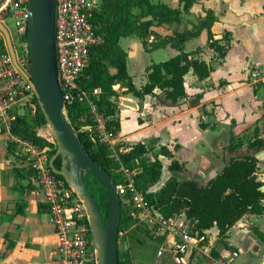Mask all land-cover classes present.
Masks as SVG:
<instances>
[{
  "label": "trees",
  "instance_id": "16d2710c",
  "mask_svg": "<svg viewBox=\"0 0 264 264\" xmlns=\"http://www.w3.org/2000/svg\"><path fill=\"white\" fill-rule=\"evenodd\" d=\"M181 1L184 3L183 10L165 4H155L151 0H98L99 8L92 12L90 22L96 27L101 41L90 47V63L77 81L76 94L83 91L88 93L90 100L106 118V128L115 136L120 129L115 101L118 92L114 89L117 83L127 89L126 93L138 98L153 95L156 89H160L163 93L160 103L174 105L187 96L185 77L190 72L199 81L207 80L214 71L215 64L222 65L231 49L232 40L229 32L221 39L216 38L212 32L213 25L219 21L212 10H208L206 17L193 25L192 29L175 31L174 34L165 37L155 34L153 27L180 22L182 14L188 12L198 0ZM205 29L208 30L207 49L212 51L209 61L196 57L203 52L201 48L191 53L185 51L187 42L200 36ZM152 35H156L158 41L153 44L154 48L170 45L179 51V54L148 68L147 83L138 89L128 73L127 53L122 49L120 41L124 37L137 36L142 40L144 47H147L150 44L148 39ZM95 90H99V93L95 94ZM34 102L31 116L25 114L19 116L13 123L11 133L14 137L27 140L33 145L48 147L51 160L57 152V147L39 136L40 131H48L49 128L36 97ZM68 116L87 153L112 176L115 183L122 179L120 174H116V170L124 168L134 171L141 167V172L135 176L138 189L145 195L149 207L160 220L168 221L185 214L194 227L193 233L202 234L217 226L220 236L224 237L228 230L246 215H264V181L258 178L260 164L258 154L264 152V136L258 129L249 141L243 139L244 136L231 137L228 146L230 153L235 154L245 146L249 153L241 156L232 155L223 170L207 183L199 177L183 180L171 177L158 192H151L150 188L155 186L162 176L163 162L159 155L171 159L169 166L171 171L185 170V165L167 147H161L152 164L145 160L148 148L143 142L133 145L126 151L118 148V155L114 157L109 144L95 142L88 131L81 130L82 126L92 123L87 101H76L68 105ZM9 146L12 151H16L18 157L23 159L28 157L18 149L16 142H11ZM55 167L62 168L61 158L55 161ZM54 174L65 181L63 176ZM96 200L107 222L110 212L107 191L101 193ZM42 206L50 213L49 204ZM133 212L132 208L126 209L122 202L119 235L125 228H132L139 220L133 216ZM145 224L143 225L146 228L145 238L154 236L160 242H164L165 236L155 235V228H159L160 225ZM138 240L144 241V238ZM119 264H131L129 253L122 257L119 251Z\"/></svg>",
  "mask_w": 264,
  "mask_h": 264
},
{
  "label": "crops",
  "instance_id": "0c3cea01",
  "mask_svg": "<svg viewBox=\"0 0 264 264\" xmlns=\"http://www.w3.org/2000/svg\"><path fill=\"white\" fill-rule=\"evenodd\" d=\"M151 1L181 10L184 7L181 0H174V3H166L164 0ZM254 1L217 0V3L213 4L212 0H198L188 12L182 14L180 22H171L152 28L154 33L161 37L172 35L175 31L192 29L193 25L206 17L208 10H212L219 20L213 25L212 32L218 39L223 38L226 32H230L231 49L222 65L215 64L214 71L207 80L199 81L190 72L185 77L187 96L174 105L160 103L163 97L160 89H156L153 95L138 98L126 93L127 89L117 83L114 86L118 92L115 101L117 117L120 120L117 139L124 143V146L130 149L139 142L147 146L154 138V143L167 147L188 171H193L192 178L199 177L204 181L205 175L202 171H196L187 166L189 163L182 156L183 144L177 127L182 124L191 127L192 122L196 133H199L197 127L205 131L210 127L216 128L219 123L212 121L211 118L218 116L221 112L224 94L240 90L246 81L248 84L264 85V73L256 63L249 62L242 67L247 77L240 79L237 84L223 75L224 69L231 62V57L240 48L236 29L228 23L227 12H232L235 8L238 15L246 13L252 8ZM256 16L261 23L264 22V2L263 5L258 4L257 12L253 13V17ZM148 41L150 44L147 47H144L142 40L137 36L124 37L120 41L122 49L127 53L128 73L138 89L147 83L148 68L179 54V51L170 45L154 48L153 44L158 43L156 35L150 36ZM207 42L208 30L205 29L200 36L187 42L185 51L191 53L201 48L203 52L198 55H204ZM198 55H196L197 58ZM200 59L209 61L206 57ZM254 72L261 74L260 79L253 76ZM247 109L243 121L233 118L230 114L225 118L226 122H234L238 133L243 130H240L243 124H246L244 129L264 124V99L256 95L253 104H250ZM24 114L31 116L28 109H24ZM167 125L172 133L165 135L161 127ZM147 130L151 131V135L144 137L143 133ZM47 134V130H42L39 136L47 139ZM132 139L134 140L131 141ZM11 142L17 143L12 133L0 126V264H59L56 257L59 239L55 227L50 222V213L45 206H42L47 204L46 196L35 183L33 171L30 170L29 165L32 162L30 160L33 159H30L31 156L24 159L18 157L16 151L10 149ZM218 173L213 174L211 178ZM167 179L159 183V189L165 186ZM177 219L189 221L185 214L179 215ZM204 233L205 241L189 255L190 264H206L210 258L223 256L231 259L232 264H264V215H246L231 227L224 237L220 236L217 226ZM172 239L171 235L165 238L164 242L157 239L154 246L146 240L133 243L129 253L131 264H175L170 249ZM165 244L168 245L165 246L167 251L159 256V251Z\"/></svg>",
  "mask_w": 264,
  "mask_h": 264
},
{
  "label": "built area",
  "instance_id": "2783aa9c",
  "mask_svg": "<svg viewBox=\"0 0 264 264\" xmlns=\"http://www.w3.org/2000/svg\"><path fill=\"white\" fill-rule=\"evenodd\" d=\"M30 0H0V23L10 34L15 53V61L9 50L4 33L0 30V126L11 132L13 123L24 115V109L30 112L35 106V93L30 82L31 61L29 28L32 13ZM56 43L59 77L68 105L76 101H87L90 107L92 123L81 127L88 131L95 142L107 143L114 151L117 139L106 128V118L99 112L97 105L90 100L86 91H78V79L90 63V47L101 41L96 27L90 22L92 12L99 8L97 0H56ZM12 17L15 21L17 44L14 42L5 20ZM253 76L260 79L261 74ZM95 94L99 90L94 91ZM50 130L47 140L56 146ZM23 154L33 159L30 170L33 178L46 196L50 205V222L55 227L59 239L56 257L59 264H97L93 245V235L85 205L67 183L56 177L50 167V149L33 145L27 140L14 137ZM57 147V146H56ZM114 157H117L113 153ZM122 179L116 183L122 202L133 209V216L140 221H150L156 236H173L170 249L175 264H190V253L198 249L205 241V233L192 232L190 221H180L178 216L162 221L149 207L145 195L138 189L135 171L123 169ZM149 222V223H150ZM165 244L159 251L164 255ZM206 264H232L227 256L210 258Z\"/></svg>",
  "mask_w": 264,
  "mask_h": 264
},
{
  "label": "rangeland",
  "instance_id": "374dc122",
  "mask_svg": "<svg viewBox=\"0 0 264 264\" xmlns=\"http://www.w3.org/2000/svg\"><path fill=\"white\" fill-rule=\"evenodd\" d=\"M165 1L166 3H174V0H164V2ZM263 2L264 0H255L252 8L248 9V12L240 15L236 14L235 8L232 10V12H227L229 19L228 23H230L231 26L235 27L236 29V37L239 39L240 48L231 57V62L224 69L223 75L228 76V78H230L234 82V84H237L240 79H246L247 75L243 73L242 67L249 64V62L256 63L259 67H261L264 73V22L261 23V21L257 19V16L253 17V13L257 12L258 4L263 5ZM212 3H217V0H212ZM213 6L216 7L215 5ZM251 12L252 15H250ZM222 13L225 12L222 11ZM5 23L7 25V28L11 32L14 42L17 44L18 36L16 33L14 19L12 17H9L5 20ZM204 51V55H198V58L206 57L209 60L212 51L207 49ZM256 95L257 97L264 99V85L248 84V81H246L244 83V86L240 90L224 94V100L222 102L223 107L221 112H219L218 116H214L211 118L212 121H217L219 123V126H217L216 128L210 127L207 131L202 130L200 127H197L199 133H196V128H194V124L192 122L191 127H187L185 124H182L183 126L181 125L177 127L180 141L183 144L182 156L184 157V159L188 160L189 164L187 166L190 169L202 171L204 173V183H207L211 179L213 174L222 171L232 155L241 156L249 153V150L246 146L239 149L235 154L229 152L228 146L231 143V137L233 135H237L240 137L244 136L243 139L249 141L254 137V132L256 131V129H258L259 133L264 136V124L258 125L257 127L251 126L245 129L244 127H246V124H243L240 128V130H243L239 131L238 133L235 130L236 126L234 122H226L225 119L226 116L230 114L233 116V118L235 117L243 121L244 115L247 114L246 110H248L247 108L250 104H253V100ZM161 128L160 129L165 135L172 133L169 125L162 126ZM150 135V130H147L143 133L144 137H149ZM133 140L134 139H132L131 141ZM118 148H120L121 151L128 150V146H124V143L119 141V139H116L113 148V153L115 155H118ZM147 148L148 153L145 156V160L149 164H152L161 151V145L154 143V138H152L148 143ZM159 157L163 162L162 176L158 183L150 188L151 192H158L160 190L159 183L161 181H166V179L170 176L177 177L178 179L182 180L188 178L192 179L193 171H188V169L186 168L182 172L171 171L168 168L171 164V160L164 156L161 157L159 155ZM259 160L260 164L258 170V178L264 181V158ZM123 169L124 168L116 170V174H120L121 178L123 176ZM134 171L136 172V174H139L141 172V167L135 169ZM85 180L88 183V186L94 194L95 198L99 199L100 194L106 191L103 184L92 173L87 172L85 174ZM124 205L128 210L132 208L131 205L127 204V202H124ZM142 222L140 220H137L136 224L132 228H125L120 233L118 244L119 251L122 257H124L126 253L131 252L133 243H137L139 238H144V240H146L153 246L155 245L157 239L154 236L145 238L146 228L143 227L145 223H148L149 225L151 224V222Z\"/></svg>",
  "mask_w": 264,
  "mask_h": 264
},
{
  "label": "water",
  "instance_id": "95a60500",
  "mask_svg": "<svg viewBox=\"0 0 264 264\" xmlns=\"http://www.w3.org/2000/svg\"><path fill=\"white\" fill-rule=\"evenodd\" d=\"M29 6L32 13L29 28L30 82L57 146V152L50 160V167L54 173L63 176L87 209L97 264H119L118 238L122 199L112 176L87 153L68 116V106L59 77L56 0H30ZM0 30L6 37L15 61L10 34L1 23ZM58 158L62 160L61 169L55 167ZM262 158L264 152L258 155V159ZM87 172L98 178L109 195L110 212L107 222L85 180Z\"/></svg>",
  "mask_w": 264,
  "mask_h": 264
}]
</instances>
